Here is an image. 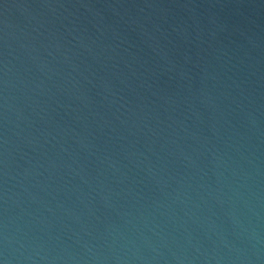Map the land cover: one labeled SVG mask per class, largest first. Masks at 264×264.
I'll use <instances>...</instances> for the list:
<instances>
[{"label":"water","instance_id":"95a60500","mask_svg":"<svg viewBox=\"0 0 264 264\" xmlns=\"http://www.w3.org/2000/svg\"><path fill=\"white\" fill-rule=\"evenodd\" d=\"M0 264H264V0H0Z\"/></svg>","mask_w":264,"mask_h":264}]
</instances>
